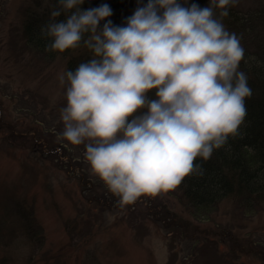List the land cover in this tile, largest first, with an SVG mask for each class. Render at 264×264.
<instances>
[{
  "label": "rangeland",
  "instance_id": "1",
  "mask_svg": "<svg viewBox=\"0 0 264 264\" xmlns=\"http://www.w3.org/2000/svg\"><path fill=\"white\" fill-rule=\"evenodd\" d=\"M56 2L0 0V264H264V201L249 212L226 198L204 217L178 187L121 208L85 145L62 137L68 83L59 75L86 47L51 57L23 30L29 12ZM231 7L252 27L215 16L253 52L264 0Z\"/></svg>",
  "mask_w": 264,
  "mask_h": 264
},
{
  "label": "clouds",
  "instance_id": "2",
  "mask_svg": "<svg viewBox=\"0 0 264 264\" xmlns=\"http://www.w3.org/2000/svg\"><path fill=\"white\" fill-rule=\"evenodd\" d=\"M58 2L41 29L52 41L46 50L63 53L83 41L94 54L59 75L68 83L62 137L85 145L92 173L119 206L167 195L186 177L203 175L195 161L240 135L252 96L239 70L244 48L214 13L227 17L238 0H209L203 8L148 0L126 26L108 19L107 4L85 10V0ZM62 12L71 14L57 21Z\"/></svg>",
  "mask_w": 264,
  "mask_h": 264
},
{
  "label": "trees",
  "instance_id": "3",
  "mask_svg": "<svg viewBox=\"0 0 264 264\" xmlns=\"http://www.w3.org/2000/svg\"><path fill=\"white\" fill-rule=\"evenodd\" d=\"M178 2L185 7H190L192 3L201 8L207 3L209 5V0H187V4H184L183 0ZM147 3L148 0H85L81 7L86 10L107 4L113 13L108 19L115 26H126L127 18L131 17L138 7ZM58 7L59 2H56L41 12H29L23 26L28 44L51 57L61 52L46 50L52 41L42 34L41 29L52 22L51 12ZM219 10L217 8V11ZM228 12L229 15L225 18L231 19L235 27L241 28L248 21L247 27H252L251 16L238 14L231 6ZM70 14L71 12H62L61 16L55 19L65 20ZM104 23L105 21L101 22V28ZM82 46L83 41L80 47ZM254 47L256 48L253 52L246 51L239 66V70L246 74L248 86L252 90V96L245 100L247 116L240 127V135L236 138L229 137L226 145L214 150L209 160L197 158L195 163L201 166L203 175L186 177L179 186L191 202L194 213L199 216L208 217L226 198H237L249 212H253L254 208L264 201V38L256 39ZM72 50L68 49L63 53ZM93 57L94 54L86 48L85 53H79L69 59L67 71H75L80 63ZM154 91L149 93L150 98H155Z\"/></svg>",
  "mask_w": 264,
  "mask_h": 264
}]
</instances>
